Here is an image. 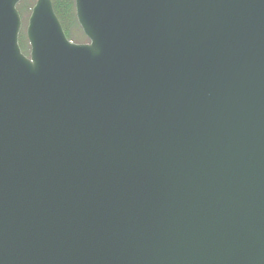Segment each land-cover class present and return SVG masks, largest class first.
<instances>
[{"label":"water","instance_id":"water-1","mask_svg":"<svg viewBox=\"0 0 264 264\" xmlns=\"http://www.w3.org/2000/svg\"><path fill=\"white\" fill-rule=\"evenodd\" d=\"M0 0V264H264V0Z\"/></svg>","mask_w":264,"mask_h":264},{"label":"trees","instance_id":"trees-1","mask_svg":"<svg viewBox=\"0 0 264 264\" xmlns=\"http://www.w3.org/2000/svg\"><path fill=\"white\" fill-rule=\"evenodd\" d=\"M36 2L37 0H22L18 5V10L23 20V29L20 33L19 43L22 52L28 57L31 53V46L27 38L26 30ZM52 2L55 13L68 39L74 43L88 42L77 20L75 0H52Z\"/></svg>","mask_w":264,"mask_h":264},{"label":"rangeland","instance_id":"rangeland-1","mask_svg":"<svg viewBox=\"0 0 264 264\" xmlns=\"http://www.w3.org/2000/svg\"><path fill=\"white\" fill-rule=\"evenodd\" d=\"M77 35V34H76ZM78 36V35H77ZM82 43H86V41H83Z\"/></svg>","mask_w":264,"mask_h":264}]
</instances>
